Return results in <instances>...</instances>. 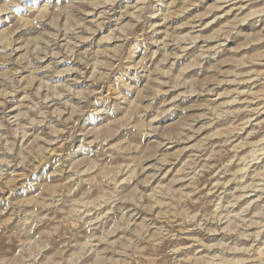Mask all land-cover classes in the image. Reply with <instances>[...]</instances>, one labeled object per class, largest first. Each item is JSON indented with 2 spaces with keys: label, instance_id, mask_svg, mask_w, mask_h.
<instances>
[{
  "label": "rangeland",
  "instance_id": "374dc122",
  "mask_svg": "<svg viewBox=\"0 0 264 264\" xmlns=\"http://www.w3.org/2000/svg\"><path fill=\"white\" fill-rule=\"evenodd\" d=\"M262 148L264 0H0V264H264Z\"/></svg>",
  "mask_w": 264,
  "mask_h": 264
},
{
  "label": "bare ground",
  "instance_id": "6f19581e",
  "mask_svg": "<svg viewBox=\"0 0 264 264\" xmlns=\"http://www.w3.org/2000/svg\"><path fill=\"white\" fill-rule=\"evenodd\" d=\"M44 8H45V7H44ZM44 8L42 9V10H43L42 12H44ZM45 9L47 10V8H45ZM40 10H41V9H40ZM45 12H46V11H45ZM45 12H44V13H45ZM41 14H42V13H41ZM10 42H11V41H10ZM12 43H13V42H12ZM262 147H263V146H262ZM112 149H113V148H112ZM262 149H263V148H262ZM260 150H261V149H260ZM263 150H264V149H263ZM263 152H264V151H263ZM259 153H260V152H259ZM261 153H262V152H261ZM263 154H264V153H262V155H263ZM253 158H254V157H253ZM242 163H243V162H242ZM102 166H103V165H102ZM102 166H101V169H100V170H101V171H104V169L102 170ZM263 167H264V165H263ZM103 168H104V166H103ZM245 168H246V167H245ZM239 171H240V170H239ZM82 172H83V171H82ZM102 173H103V172H102ZM244 173H245V172H244ZM68 177H69V176H68ZM78 178H79V177H78ZM83 180H84V179H83ZM70 186H71V185H70ZM71 187H72V186H71ZM245 187H246V186H245ZM87 190H88V189H87ZM89 191H91V190H89ZM81 192H83V191H81ZM84 193L87 194L88 192L86 193V191H85V192H83V194H82V193H81V194L84 195ZM89 194H90V192H89ZM87 195H88V194H87ZM60 201H61V200H60ZM98 201H99V200H98ZM98 201H97V202H98ZM156 201H157V200H156ZM158 201H159V199H158ZM158 201H157V203H158ZM85 202H86V201H85ZM91 202H92V201H91ZM94 202H95V201H94ZM61 203H62V202H61ZM101 203H102V201H101ZM75 204H76V203H75ZM80 204H81V202H80ZM60 205H61V204H60ZM70 205H71V204H70ZM82 205H83V204H82ZM82 205H80V206H82ZM94 205H95V204H94ZM61 206H62V205H61ZM70 208H71V207H70ZM92 208H93V207H92ZM84 209H85V208H84ZM85 210H86V209H85ZM89 210H90V209H89ZM74 211H75V210H74ZM106 211H108V210H106ZM68 212H69V208H68ZM70 212H71V209H70ZM89 212H90V211H89ZM67 214H69V213H67ZM104 214H105V213H104ZM101 215H102V214H101ZM94 221H95V220H94ZM99 221H100V220H99ZM123 225H124V224H123ZM113 229L115 230V228H113ZM124 230H125V229H124ZM111 233H112V234L114 233L113 230H112V232L109 231V234H111ZM115 233H116V232H115ZM107 234H108V233H107ZM103 235H105V234H103ZM91 236H92V235H91ZM91 236H90V237H91ZM105 236H106V235H105ZM115 236H116V235H115ZM88 239H89V237H88ZM97 239H98V238H97ZM98 242H99V241H98ZM88 244H89V243H88ZM89 245H90V244H89ZM87 247H88V246H87ZM93 253H94V251H93ZM95 253H96V252H95ZM95 253H94V254H95Z\"/></svg>",
  "mask_w": 264,
  "mask_h": 264
}]
</instances>
